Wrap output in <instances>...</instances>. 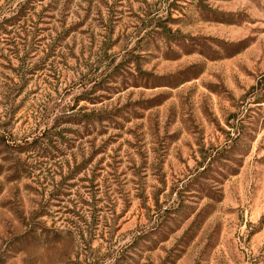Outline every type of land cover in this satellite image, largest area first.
<instances>
[{
	"label": "rangeland",
	"instance_id": "1",
	"mask_svg": "<svg viewBox=\"0 0 264 264\" xmlns=\"http://www.w3.org/2000/svg\"><path fill=\"white\" fill-rule=\"evenodd\" d=\"M0 264H264V0H0Z\"/></svg>",
	"mask_w": 264,
	"mask_h": 264
}]
</instances>
